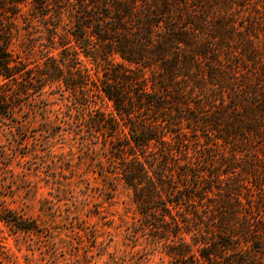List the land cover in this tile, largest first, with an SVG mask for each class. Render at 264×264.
Here are the masks:
<instances>
[{
	"label": "trees",
	"instance_id": "1",
	"mask_svg": "<svg viewBox=\"0 0 264 264\" xmlns=\"http://www.w3.org/2000/svg\"><path fill=\"white\" fill-rule=\"evenodd\" d=\"M47 87L170 264H264V0H0L1 125Z\"/></svg>",
	"mask_w": 264,
	"mask_h": 264
},
{
	"label": "rangeland",
	"instance_id": "2",
	"mask_svg": "<svg viewBox=\"0 0 264 264\" xmlns=\"http://www.w3.org/2000/svg\"><path fill=\"white\" fill-rule=\"evenodd\" d=\"M19 26L14 46L25 58L31 36L22 20ZM35 50L29 63L40 58ZM63 90L47 87L18 111L12 131L0 123V215L19 216L31 228L0 220V264H170L139 230L131 192L94 165L89 150L105 156L103 142L79 135L82 108L63 100ZM100 106L112 111L107 102Z\"/></svg>",
	"mask_w": 264,
	"mask_h": 264
}]
</instances>
